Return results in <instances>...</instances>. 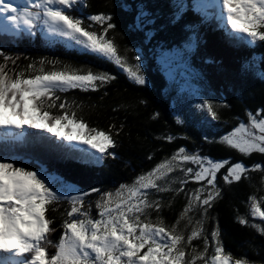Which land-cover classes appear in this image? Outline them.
Wrapping results in <instances>:
<instances>
[{"label": "trees", "instance_id": "1", "mask_svg": "<svg viewBox=\"0 0 264 264\" xmlns=\"http://www.w3.org/2000/svg\"><path fill=\"white\" fill-rule=\"evenodd\" d=\"M140 10L147 13L143 19H138ZM69 13L83 19L87 30L98 35L106 32V38L115 43L127 65L139 61L148 84L131 81L106 58L79 53L67 48L65 43L62 47L26 32H20L19 37L0 32V52L11 58L5 71L12 79L21 73L20 78L26 79L41 74V67L47 73L68 66L85 73L91 70L115 77L103 85L97 82V91H57L55 96L59 99L53 97L56 106L48 107L52 101H46L43 108L53 116L75 113V119L86 123L89 129L109 134L115 147L108 151L115 153L116 158L105 155L99 163L88 162L99 154L86 147L81 153L58 140L66 150L72 151L63 155L61 146L51 143L59 137L28 128L23 142L0 140V157L26 169L39 170L54 188L73 186L81 190L80 194L89 193L84 197L83 210L88 211L91 206L93 218L98 216L96 202L101 193H114L121 185H131L136 177L171 159L181 148L189 154L200 153L203 157L226 161L216 175L220 196L207 210L200 238L187 244L195 222L203 216L200 208L197 206L184 218L181 214L188 203L185 194L206 184L191 180L182 184L185 177L179 168L167 177L171 191L149 190L148 200L160 201V207L159 211L147 209V218L153 223L162 220L169 229L176 225L177 232L185 236L182 245L185 259L204 254L195 264H203L204 259L208 261L213 255L211 233L216 229L225 254H230L233 260L264 264V234L252 227L256 224L264 228V220L251 215L250 202V197H255L259 205L264 202V154L254 152L246 156L221 142V137L240 121H247V113L264 115V42L251 44L246 37L234 36L220 18L217 0H86L81 11L73 9ZM93 15L111 16V20L96 23L88 19ZM108 24L114 27L109 28ZM176 49L189 57L190 67L197 74L196 79L193 77V83L198 84L194 92L169 86L159 71L156 51ZM3 63L4 56H0V64ZM205 100L212 102L216 120L198 107ZM64 102L67 107L61 109L59 105ZM167 137L172 139L169 141ZM237 162L250 170L239 182L226 183L224 175ZM256 164L261 169L253 170ZM159 184L164 185L165 181ZM181 187L183 191H179ZM261 206L264 210V204ZM47 209L46 218L53 221L50 228L55 229L48 239L55 243L64 231L61 225L68 219L66 211L70 210V204L64 200L48 205ZM188 217L193 220L190 225ZM241 218L247 223H239ZM204 236L208 237L209 245L206 253ZM46 247L49 255L56 252L52 245Z\"/></svg>", "mask_w": 264, "mask_h": 264}, {"label": "snow or ice", "instance_id": "2", "mask_svg": "<svg viewBox=\"0 0 264 264\" xmlns=\"http://www.w3.org/2000/svg\"><path fill=\"white\" fill-rule=\"evenodd\" d=\"M85 5L86 0H26L25 6L20 8L0 0V18L10 21L18 30H27L30 35L43 29L50 37L67 38L87 52L115 63L135 82L144 84L138 68L134 71L126 65L115 43L106 38V32L98 35L87 30L83 27V19L66 11H81ZM217 7L220 9V18L230 27L234 36L246 37L251 44L264 42V0H217ZM146 16L143 10L139 11L138 19ZM88 19L102 24L110 21L111 16L93 15ZM108 27L114 25L108 24ZM0 56L5 59V63L0 64V129H38L70 144L75 141L88 145L99 154L90 157L88 162L99 163L105 155L116 158L115 153L108 151L115 147L109 134L89 129L86 123L75 119V113L71 116L67 112L53 116L43 108L46 101H52L48 107L56 106L53 97L59 99L55 96L57 91H97V82L103 85L115 77L91 70L85 73L65 66L62 70L47 73L41 67V74L32 78L22 79L21 73L12 79L5 71L7 61L11 58L2 52ZM59 107L64 109L67 102ZM198 107L213 120L218 118L212 102L205 100ZM248 116V124L240 123L223 135L221 142L246 156L254 152L264 154V115L248 113ZM167 139L170 141L172 137ZM176 161L191 162L198 167L195 171L191 167L185 169L174 163ZM225 163L189 154L181 148L171 159L160 162L148 173L136 177L131 185H121L114 193H101L96 202L98 217L93 218L91 206L88 211L83 210L84 197L89 193L65 196L39 170L26 169L0 157V264H195L196 259L204 258V254L185 259L186 252L182 246L185 236L177 232L176 225L169 229L162 220L153 223L147 218V209L159 211L160 207V201L148 200V190L171 191L167 176L178 167L185 173L182 184L190 180L196 183L207 181L206 185L185 194L188 203L181 218L197 206L203 213L187 237V244H191L193 239L203 235L207 210L220 196L215 183L216 174ZM259 169L261 165H253V170ZM249 170L242 162L234 163L224 175V181L239 182ZM160 180H164L165 184L157 183ZM179 191H183V187ZM64 200L70 204V210L66 211L68 219L62 222L64 231L58 242L53 243L48 239V234L55 229L50 228L53 221L46 218L47 206ZM250 202L251 215L264 220V210L259 207L255 197H250ZM238 222L246 224L247 220L241 218ZM192 223V218L188 217V224ZM252 227L264 234V228L260 225L253 224ZM211 237L213 255L205 264H233L231 255L225 254L219 230H214ZM204 239L206 253L208 237L204 236ZM46 245L55 247L56 252L49 255ZM234 264H242L241 259H236Z\"/></svg>", "mask_w": 264, "mask_h": 264}, {"label": "rangeland", "instance_id": "3", "mask_svg": "<svg viewBox=\"0 0 264 264\" xmlns=\"http://www.w3.org/2000/svg\"><path fill=\"white\" fill-rule=\"evenodd\" d=\"M6 2L12 3L11 0H6ZM0 19H1L0 22L2 21V25L0 24V29L1 28L3 30L4 29H8L10 31L14 30V31L17 32V28L10 21L6 22L2 18H0ZM39 33L45 39L54 40L56 38V37H50L49 34H47L46 30H43V29H41V31L39 30ZM57 40L64 41L66 47L69 48V49L78 50L79 53H89L86 50H84L81 46L75 45L73 41L68 40L67 38L58 37ZM188 58L189 57H187V55H184V53H182V50H177V49L174 50V51H161V50H158V52L156 51V53H155V61L157 63L159 71L162 73V75H164L166 77L168 85L169 86H176L181 91L188 90L190 92H194L196 89H198V84L196 82L193 83V77L196 79L197 78V74L194 72L193 68H192L193 70L191 69L192 66L190 64V61H188ZM127 66L131 67L134 71L137 70V68H138L139 73L142 74L143 79L145 81V83L143 85L148 84V79H147V77H146V75L144 73V68H143L142 64L139 61H135L132 66H130V65H127ZM121 70L127 75V77L131 81H134L133 79H131L129 77V75H128V73L126 71H124L123 69H121ZM257 113H260L261 115H263L262 112H256V113H252V114L255 115ZM247 115H248V113L246 114V116ZM247 118H248L247 121H245V122L240 121L239 124L242 123V122L245 123V124H248L249 123V116H247ZM257 119H260V116H257ZM239 124L236 127H238ZM195 154H198L199 156H201L200 153H195ZM206 158H208V157H206ZM174 163L180 164V167L185 168V169L187 168V166H188V168L191 167V168H193L194 171L198 167L197 165H194L191 162H183V163H181L180 161H176ZM183 176L185 177V173H183ZM57 181H58V179H57ZM160 181H163V180H160ZM160 181H157V183H159ZM204 182H205V184H207V181H204ZM56 190L58 192L62 193L63 195H65V196L71 195L73 193H75L74 195H76L80 191V190L78 191L77 189H74V188L68 187V186H66V189H63V188L59 187ZM149 190H151V189H149ZM149 190H148V192H149ZM263 204H264V202H262L261 205H263ZM261 205H259L260 208H262ZM61 235L62 234H60L57 237V240H59ZM205 261H207V259L203 260V264H205ZM232 261H233V264H234L235 260L232 259ZM242 264H246V263H244L242 261Z\"/></svg>", "mask_w": 264, "mask_h": 264}, {"label": "bare ground", "instance_id": "4", "mask_svg": "<svg viewBox=\"0 0 264 264\" xmlns=\"http://www.w3.org/2000/svg\"><path fill=\"white\" fill-rule=\"evenodd\" d=\"M22 37V36H21Z\"/></svg>", "mask_w": 264, "mask_h": 264}]
</instances>
